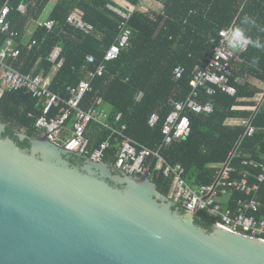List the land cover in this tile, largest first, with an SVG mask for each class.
Instances as JSON below:
<instances>
[{"label": "trees", "instance_id": "obj_1", "mask_svg": "<svg viewBox=\"0 0 264 264\" xmlns=\"http://www.w3.org/2000/svg\"><path fill=\"white\" fill-rule=\"evenodd\" d=\"M48 1L0 0V9L5 3L9 5L7 19L11 28L18 30L29 16L35 12L39 14ZM128 1L136 5L130 20V46L117 59L106 64L101 76L92 79V90L84 95L80 106L87 109L92 105H109V121L115 123V116L121 113V123L126 125L128 136L148 148L158 147L163 139L162 126L173 108V102L185 100L190 93L193 72L205 64L206 56L212 54L219 38L218 31L233 26L249 40L247 49L240 53L243 63L234 65L235 75L240 78L235 83L236 93L228 95L216 90L211 112H188L190 134L162 146L160 154L167 163H179L184 168L183 177L192 187L211 184L217 167L228 159L237 169L245 168L241 166L243 159L263 161L264 104L251 118L252 124L258 128L251 136H242L243 127L229 125L226 120L251 115L233 107L248 105V101L242 99L250 98L259 91L248 82L249 77L264 81V0H161L164 3L162 13L142 9L141 0ZM22 2L27 4L25 14L17 9ZM109 3L113 1L59 0L49 16L58 25L48 30L41 24L31 39V43L35 40V44L31 48L21 46L13 66L24 74H38L41 69L43 74H47L53 65L49 60L51 51L55 46L61 47L62 65L53 76L50 89L62 99H68L67 87L76 86L87 77L88 70H95L105 50L118 35L120 17L107 7ZM71 12L81 14L94 26V31L85 34L70 25L67 17ZM5 39L6 35L0 32V46ZM89 54L95 57V62H87ZM36 63L37 67L32 71ZM177 66L183 67L180 78L174 74ZM207 99L208 95L201 88L199 100ZM60 108L62 104L55 107L51 115L59 113ZM29 112L33 117L28 116ZM154 112L159 118L156 124L150 126L148 119ZM40 113L38 99L25 89L6 91L0 99V121L5 125L1 137H10L20 147L29 149L30 138L40 135L34 125L35 116ZM121 123L115 124L118 126ZM91 124L99 127L101 136L96 141L89 139L90 150L110 136L107 129L93 122L89 126ZM21 132L26 134V138H19ZM119 140L117 135L110 136L111 147L104 162H114ZM69 160L78 165L84 163L83 157L73 153L69 154ZM154 163L149 168L150 179L160 193L168 196L171 180L154 171ZM258 195L264 203L263 186ZM245 197L242 192H234L228 200L229 205L234 207L238 198ZM175 206L181 213L185 212L182 207ZM194 221L213 230L216 219L205 210H199Z\"/></svg>", "mask_w": 264, "mask_h": 264}, {"label": "water", "instance_id": "obj_2", "mask_svg": "<svg viewBox=\"0 0 264 264\" xmlns=\"http://www.w3.org/2000/svg\"><path fill=\"white\" fill-rule=\"evenodd\" d=\"M30 142L0 135V264H264V239L196 224L146 174Z\"/></svg>", "mask_w": 264, "mask_h": 264}, {"label": "built area", "instance_id": "obj_3", "mask_svg": "<svg viewBox=\"0 0 264 264\" xmlns=\"http://www.w3.org/2000/svg\"><path fill=\"white\" fill-rule=\"evenodd\" d=\"M109 8L119 17L118 35L115 41L105 50L103 58L95 68L88 70L87 77L76 86H68L70 97L62 99L50 89L52 77L48 74H24L10 65L6 59L17 57L20 49L15 46L17 32L11 28L7 17L10 7L7 3L0 9V32L6 35L3 46L0 47V97L6 91L25 89L38 99L40 115L35 116V128L50 142L62 147L70 153L80 157L90 158L95 162H104L107 151L111 147L110 136L117 135L119 140L115 160L110 164L117 172L124 175L150 178L149 168L154 163V171L162 173L171 180L168 197L175 205L190 212L205 210L216 219L214 226L225 225L234 233L252 238L264 239V203L259 199V189L264 187V152L263 161H248L243 159L237 169L228 159L217 167L214 181L208 185L197 187L190 186L184 179V168L179 164L167 163L160 154L162 146H167L173 141L186 138L190 134V120L188 112L209 113L212 111V97L216 90L228 95L236 93L235 83L240 81L235 75L234 65L242 64L240 53L248 47V38L235 30L233 26L222 28L218 31V41L212 54L206 56L205 64L198 66L190 81L191 91L185 100L173 102V108L167 115L162 126L163 139L161 144L148 148L134 140L125 133L126 125L121 123L122 114L115 116V123L107 120L106 112L96 105L87 109L80 106L84 95L92 90L91 81L96 76H101L106 64L118 58L120 53L130 46L132 28L131 17L135 11L133 4H108ZM76 12V11H75ZM71 12L67 22L85 34L94 31V26L85 21L81 14ZM43 25L51 30L58 22L48 19ZM35 44V40L31 45ZM30 46V44H29ZM61 47L56 46L51 58L56 68L62 65ZM89 63L96 61L93 55H87ZM183 67L174 69L176 78H180ZM203 88L208 95L206 101H200V89ZM258 110L264 102V91L255 97ZM62 104L60 112L51 115L52 110ZM233 108H236L234 106ZM158 114L152 113L148 124L153 126L158 121ZM72 120L71 133L64 135L68 120ZM95 122L110 131V136L101 141L98 146L90 150V140L86 135L90 123ZM236 126L243 127L242 136H251L258 128L251 122L250 117L235 120ZM264 131V130H263ZM248 167V168H247ZM252 168L258 172H251ZM236 175V176H234ZM251 177L253 180H251ZM234 192H242L245 198H238L235 206L224 204L223 199H229Z\"/></svg>", "mask_w": 264, "mask_h": 264}, {"label": "crops", "instance_id": "obj_4", "mask_svg": "<svg viewBox=\"0 0 264 264\" xmlns=\"http://www.w3.org/2000/svg\"><path fill=\"white\" fill-rule=\"evenodd\" d=\"M58 1L59 0H49L48 3L45 5V7L42 9V11L39 14H37L35 12L33 14L34 16L33 15L29 16L30 18L28 20H26L25 24L21 27V29H18L19 31L18 30H15L17 32V36H16L15 41H14L16 47H18L19 49L23 45H28L29 48L32 47V45H31V39L33 38L34 34L37 32L38 27L41 24H43L44 21H46V20L49 19L51 10H52V8L54 7V5ZM112 1L115 2V3H117V4H122V5H126V4H129V3L130 4H133V3L129 2L128 0H112ZM133 5L135 6V9H136V5L135 4H133ZM140 6H141L142 9H145V10H153V11L160 12V13L164 12L163 11L164 10V3L161 0H141ZM107 7L109 8L108 5H107ZM17 9H18V11L20 13L25 14L26 11H27V4L22 2V3H20L18 5V8ZM3 44H4V42H3ZM29 44H30V46H29ZM1 46H3V45H1ZM55 47L53 48V50L51 51L50 56H49V60H50V62L53 63V65H52V67L50 68V70L47 73L52 78H53V76L56 74V72L58 70V68H56V66H55L54 61L51 58V54L55 50ZM17 57H9V58L6 59V61L10 65L13 66V62H14V60ZM36 67H37V63L33 67V70L32 71H34L36 69ZM42 71H43V69L40 70V73L43 74ZM248 82L250 84L256 86L259 89V91L257 93H255V95L252 96V97H250V98L242 99V100H247L248 101V105H237L235 109H237V110H243V111H248L251 114L249 117L252 118V116L258 111V109H257L258 107L257 108H254V107L258 106L257 103H256V101H255V97L258 94H260V93H262L264 91V81L261 80V79H258L256 77L251 76V77L248 78ZM2 96L0 97V99L2 98ZM263 104H264V102L262 103V105ZM98 107L101 108V109H103L106 112L107 116H108V114H109L108 111L110 110L109 105H104V106H100L99 105ZM28 116L33 117L32 112H29L28 113ZM238 118H240V117H230V118H228L226 120V123L229 124V125H234L235 124V120H237ZM107 120H108V118H107ZM93 123H95V122H93ZM98 125H100V124H98ZM71 126H72V120L70 119V120H68V122L66 124V130L64 131V135L65 136H69L70 135V133H71ZM100 127H103V126L100 125ZM100 131L101 130L99 129L98 126H96L95 124H91L89 126V128H87L86 133H87V136L89 137L90 140L96 141L101 136V132ZM21 133H24V132H21ZM40 135H41V133H40ZM108 164H110V163H108ZM228 200L229 199L226 198V199H223L222 201H223L224 204H227V203H229Z\"/></svg>", "mask_w": 264, "mask_h": 264}]
</instances>
